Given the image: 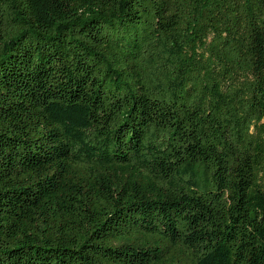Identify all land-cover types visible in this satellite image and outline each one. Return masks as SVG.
Segmentation results:
<instances>
[{"label":"trees","instance_id":"obj_1","mask_svg":"<svg viewBox=\"0 0 264 264\" xmlns=\"http://www.w3.org/2000/svg\"><path fill=\"white\" fill-rule=\"evenodd\" d=\"M0 264H264V0H0Z\"/></svg>","mask_w":264,"mask_h":264}]
</instances>
